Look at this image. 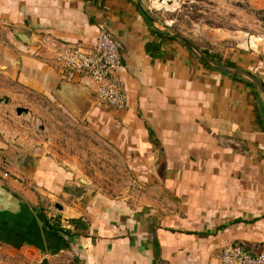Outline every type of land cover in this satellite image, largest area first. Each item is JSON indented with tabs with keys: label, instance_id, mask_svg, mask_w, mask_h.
Instances as JSON below:
<instances>
[{
	"label": "crops",
	"instance_id": "0c3cea01",
	"mask_svg": "<svg viewBox=\"0 0 264 264\" xmlns=\"http://www.w3.org/2000/svg\"><path fill=\"white\" fill-rule=\"evenodd\" d=\"M98 24L123 48L125 107L115 111L93 97L79 121L81 103L71 95L95 96L94 85L64 76L54 47H90ZM16 26L38 42L23 44ZM169 33L138 0H0V96L16 83L67 102L71 119L111 148L129 180L121 196L67 206L68 190L82 181L68 170V155L58 158L52 136L22 126L21 107L4 101L0 264H221L230 245L264 250V95L207 68ZM227 63L264 86L263 57L251 52Z\"/></svg>",
	"mask_w": 264,
	"mask_h": 264
},
{
	"label": "rangeland",
	"instance_id": "374dc122",
	"mask_svg": "<svg viewBox=\"0 0 264 264\" xmlns=\"http://www.w3.org/2000/svg\"><path fill=\"white\" fill-rule=\"evenodd\" d=\"M138 1L170 32L181 35L222 64L251 52L264 58V0ZM5 92L8 95L0 96V105L5 106L7 101L12 108L28 110V114H21L26 116L22 126L27 125L31 132L42 127L53 138L50 141L46 137L45 143L50 141L56 147L61 160L67 154L68 170L76 182L82 179L75 190H68V197L64 198L67 206L78 207V203H88L96 195L128 193L129 180L122 162L91 130L73 121L64 104L35 96L16 83L5 84Z\"/></svg>",
	"mask_w": 264,
	"mask_h": 264
},
{
	"label": "built area",
	"instance_id": "2783aa9c",
	"mask_svg": "<svg viewBox=\"0 0 264 264\" xmlns=\"http://www.w3.org/2000/svg\"><path fill=\"white\" fill-rule=\"evenodd\" d=\"M53 64L64 76L85 77L94 85L98 104L115 111L125 107L124 88L118 79L122 68V45L101 24L97 25L96 40L90 47L55 46ZM54 223V211L46 212ZM54 219V220H52ZM61 228H68L67 221L60 220ZM221 264H264V250L251 254L237 245L222 249Z\"/></svg>",
	"mask_w": 264,
	"mask_h": 264
},
{
	"label": "water",
	"instance_id": "95a60500",
	"mask_svg": "<svg viewBox=\"0 0 264 264\" xmlns=\"http://www.w3.org/2000/svg\"><path fill=\"white\" fill-rule=\"evenodd\" d=\"M160 2H162V0H160ZM13 33L23 44H26L28 46H33L34 44L38 42V39H39L30 29L24 26H16L13 29ZM169 34L173 39L177 40L188 52H190V54H192L195 58H197L207 68L223 73V74H226V75L241 78L251 83L252 85H254L259 90V92H261L264 95V86L250 74L242 70H239L237 68H231V67L216 64L210 61L209 59H206L205 56L202 54V52H200L194 46H192L181 35L175 32H170ZM15 65H18V61L15 62ZM71 96L73 100H78V102L81 103L80 108H77V112H78L77 119L81 121L82 118L85 117L89 113V111L92 109V106L94 103L93 97L95 96L93 94H85L83 90L74 91ZM62 104H64V106L68 109L67 102H62ZM70 105L74 107L73 101H70ZM72 112L74 113V111ZM22 113H27V110H24L21 108H18L16 110L17 115H21ZM55 208L59 211L62 210L61 206L59 205H55Z\"/></svg>",
	"mask_w": 264,
	"mask_h": 264
},
{
	"label": "trees",
	"instance_id": "16d2710c",
	"mask_svg": "<svg viewBox=\"0 0 264 264\" xmlns=\"http://www.w3.org/2000/svg\"><path fill=\"white\" fill-rule=\"evenodd\" d=\"M169 36V35H168ZM170 39H173L169 36ZM203 55L205 56L206 59H209L210 61L216 63V64H220L219 62H217L213 57H209L205 52L203 53ZM224 66H227V67H231V68H235L233 64L231 63H227V64H224ZM235 77V76H233ZM54 228V227H53Z\"/></svg>",
	"mask_w": 264,
	"mask_h": 264
}]
</instances>
